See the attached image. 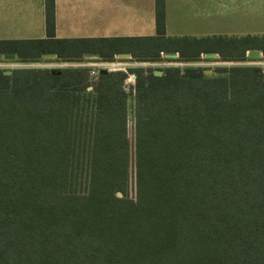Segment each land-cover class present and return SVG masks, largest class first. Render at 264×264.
<instances>
[{"label":"trees","instance_id":"obj_1","mask_svg":"<svg viewBox=\"0 0 264 264\" xmlns=\"http://www.w3.org/2000/svg\"><path fill=\"white\" fill-rule=\"evenodd\" d=\"M0 39V60H250L264 33ZM0 69V264H264V68ZM155 71H161L160 76ZM92 85V90L87 87ZM132 95L133 140L127 130Z\"/></svg>","mask_w":264,"mask_h":264},{"label":"crops","instance_id":"obj_2","mask_svg":"<svg viewBox=\"0 0 264 264\" xmlns=\"http://www.w3.org/2000/svg\"><path fill=\"white\" fill-rule=\"evenodd\" d=\"M164 25L167 36L260 35L264 0H164ZM155 33V0H54L55 38ZM45 37V0H0V39Z\"/></svg>","mask_w":264,"mask_h":264},{"label":"built area","instance_id":"obj_3","mask_svg":"<svg viewBox=\"0 0 264 264\" xmlns=\"http://www.w3.org/2000/svg\"><path fill=\"white\" fill-rule=\"evenodd\" d=\"M248 51L246 52L247 56ZM174 57L170 56L169 54H166L164 52H160L161 60L158 61H150V62H139L136 60H133V58L128 55L127 58H121L118 55L114 56L113 60H104L98 55H84L81 59L75 60V61H62L58 59H53L50 62H52L50 65H45L44 67L47 69L51 68H78V69H87L89 72V75L92 79H95L99 74L101 70H106L107 72H114V71H120L126 73V77L124 79V86L126 91L132 90L135 84L136 80V74L135 72L131 71L133 68L141 67V66H149L152 68L157 67H184V66H195V67H206L211 64H217L211 63L215 60H206L207 58L205 55H201L200 60L195 62H186L181 61L178 59L179 55L178 53H174ZM248 57V56H247ZM249 58V57H248ZM219 63V61H217ZM232 65V64H243V65H249V66H255L256 68H264V59L262 58V54L259 58H251L250 60H246L244 62H221L218 65ZM5 65L1 64L0 62V69H4ZM52 69V70H53ZM87 90H92V85H89L87 87Z\"/></svg>","mask_w":264,"mask_h":264},{"label":"rangeland","instance_id":"obj_4","mask_svg":"<svg viewBox=\"0 0 264 264\" xmlns=\"http://www.w3.org/2000/svg\"><path fill=\"white\" fill-rule=\"evenodd\" d=\"M51 60H53V59H51ZM50 61L41 60L40 62L23 63V62H20L17 57L14 60H7V61L5 59H3V57H2V59L0 60L1 64L5 65V68H4L5 70H12L15 68H45L44 67L45 65H50L52 63ZM215 62L217 64H211L209 66H206L205 68L206 69L211 68L213 70V68L215 66H217L219 63H221V62L218 63L217 61H212L211 63H215ZM223 65H227V64H223ZM51 69H53V68H51ZM54 69H58V68H54ZM260 69L263 70V68L261 66H260ZM132 103H133L132 102V95L128 94L127 130H128V135H129L130 139L133 140L134 131H133V115H132V110H131L132 109Z\"/></svg>","mask_w":264,"mask_h":264},{"label":"water","instance_id":"obj_5","mask_svg":"<svg viewBox=\"0 0 264 264\" xmlns=\"http://www.w3.org/2000/svg\"><path fill=\"white\" fill-rule=\"evenodd\" d=\"M169 55L172 56V57L175 56L174 54H169ZM260 55H261V52L259 50H256V49H251L247 53V56L249 58H259ZM118 56L121 57V58H127L128 54L122 53V54H118ZM205 56L207 58H216L217 57L216 53H207V54H205ZM45 58L46 59H54L55 55L48 54V55H45ZM3 59H5V60H14V59H16V55L15 54H4L3 55ZM262 72H263V70L260 69V68H256V70H255V73H259L260 74ZM100 73L101 74H106L107 71L106 70H101ZM204 73L209 75V74L213 73V70L211 68H208V69L204 70ZM5 74H11V70H6ZM154 74L160 76L162 74V72L161 71H155Z\"/></svg>","mask_w":264,"mask_h":264},{"label":"flooded vegetation","instance_id":"obj_6","mask_svg":"<svg viewBox=\"0 0 264 264\" xmlns=\"http://www.w3.org/2000/svg\"><path fill=\"white\" fill-rule=\"evenodd\" d=\"M7 61V60H6Z\"/></svg>","mask_w":264,"mask_h":264}]
</instances>
